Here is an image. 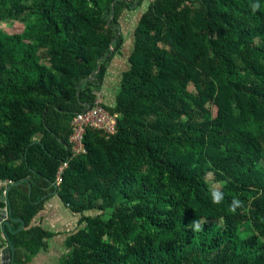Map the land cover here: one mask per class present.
I'll return each instance as SVG.
<instances>
[{
  "label": "trees",
  "instance_id": "obj_1",
  "mask_svg": "<svg viewBox=\"0 0 264 264\" xmlns=\"http://www.w3.org/2000/svg\"><path fill=\"white\" fill-rule=\"evenodd\" d=\"M2 20L24 21L0 29L14 264L47 248L33 220L53 195L79 215L56 264H264V0H0ZM98 92L115 131L87 127L76 152Z\"/></svg>",
  "mask_w": 264,
  "mask_h": 264
},
{
  "label": "crops",
  "instance_id": "obj_2",
  "mask_svg": "<svg viewBox=\"0 0 264 264\" xmlns=\"http://www.w3.org/2000/svg\"><path fill=\"white\" fill-rule=\"evenodd\" d=\"M112 96L113 94L110 95V97ZM33 225L42 226L53 236L47 239V248L41 251L31 263L56 264L57 260L66 252L65 240L79 227V215L73 213L58 195H53L45 202L44 209L34 218ZM3 244L0 242V248L3 247Z\"/></svg>",
  "mask_w": 264,
  "mask_h": 264
},
{
  "label": "rangeland",
  "instance_id": "obj_3",
  "mask_svg": "<svg viewBox=\"0 0 264 264\" xmlns=\"http://www.w3.org/2000/svg\"><path fill=\"white\" fill-rule=\"evenodd\" d=\"M149 0H147L148 2ZM143 7L139 8L136 11H128L126 13H124L121 16V23H122V28L123 31L128 35V42L126 43L127 45L125 46L124 49V53L127 56V54L130 51V47H131V33L133 32V29L135 27L136 21L138 19V16L141 14ZM24 26V21L22 20H2L0 21V29H2L5 32L8 33H15V32H19ZM125 65V60L124 57H119V59H116L114 64L111 67V70L109 72V76L107 78V80L105 81V86L108 89H105L104 92H106V102L109 104H113L114 103V93L116 91V86L119 83V79H120V73H121V69L124 67ZM112 97H110V95H112ZM216 107H214L213 111H212V115H214L216 113ZM209 181L212 183V185L215 188H218L220 186L219 183L215 182L213 177H209ZM2 242V244L5 242L2 238L0 239ZM3 246H5V243L3 244ZM32 264V263H31ZM43 264H46V262ZM53 264V263H52Z\"/></svg>",
  "mask_w": 264,
  "mask_h": 264
},
{
  "label": "built area",
  "instance_id": "obj_4",
  "mask_svg": "<svg viewBox=\"0 0 264 264\" xmlns=\"http://www.w3.org/2000/svg\"><path fill=\"white\" fill-rule=\"evenodd\" d=\"M102 102L103 98L101 93L98 92L95 105L74 117L72 121L74 131L71 135V142L76 152L85 151L83 136L87 127L102 128L107 133H113L115 131L116 115L108 112L103 107ZM3 184L0 182V186ZM0 237L3 239L2 234Z\"/></svg>",
  "mask_w": 264,
  "mask_h": 264
},
{
  "label": "water",
  "instance_id": "obj_5",
  "mask_svg": "<svg viewBox=\"0 0 264 264\" xmlns=\"http://www.w3.org/2000/svg\"><path fill=\"white\" fill-rule=\"evenodd\" d=\"M6 191V190H5ZM11 213V207L7 203L6 200V193L0 194V232L2 234L3 240L5 241V246L0 248V264H14L13 262V256H14V248L9 240V237L7 235V232L5 229H7L8 232L15 233L22 229L23 222L19 219H9V215ZM20 222L19 227L16 230H12L10 226V222Z\"/></svg>",
  "mask_w": 264,
  "mask_h": 264
},
{
  "label": "clouds",
  "instance_id": "obj_6",
  "mask_svg": "<svg viewBox=\"0 0 264 264\" xmlns=\"http://www.w3.org/2000/svg\"><path fill=\"white\" fill-rule=\"evenodd\" d=\"M221 198V194L219 192H213V200L218 201Z\"/></svg>",
  "mask_w": 264,
  "mask_h": 264
}]
</instances>
